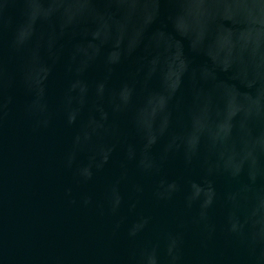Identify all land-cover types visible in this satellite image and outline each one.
<instances>
[{"label": "water", "instance_id": "95a60500", "mask_svg": "<svg viewBox=\"0 0 264 264\" xmlns=\"http://www.w3.org/2000/svg\"><path fill=\"white\" fill-rule=\"evenodd\" d=\"M0 38L6 104L0 111V264H135L146 244H159L163 255L169 231L184 234L182 264H247L248 249L225 232L222 199L212 210L211 230L205 229L193 223L195 206L187 209L182 198L157 203L153 181L128 166L123 201L113 213L107 188L121 171L119 147L91 180L76 168L86 171L119 137L94 135L69 166L73 137L94 96L77 126L66 123L62 98L82 95L81 80L93 92L103 83L108 125L130 142H140L134 120L149 141L154 126L170 122L173 132L200 144L215 172L247 168L256 175L264 153V0H0ZM13 39L23 45L19 54L9 51ZM25 77L32 95L21 83ZM125 85L135 89L131 103L114 114L113 106L128 101ZM75 115L69 110L67 118ZM96 116L102 119L103 111ZM159 179L191 186L193 200L207 196L199 167L185 170L177 160ZM133 183L143 193L132 191ZM215 184L221 197L236 193L244 222L264 228V184L258 193L219 174ZM141 216L148 225L129 238ZM145 264H153L151 254Z\"/></svg>", "mask_w": 264, "mask_h": 264}, {"label": "clouds", "instance_id": "9594fccd", "mask_svg": "<svg viewBox=\"0 0 264 264\" xmlns=\"http://www.w3.org/2000/svg\"><path fill=\"white\" fill-rule=\"evenodd\" d=\"M9 51L13 54H19L23 45L15 39L9 44ZM3 56V42L0 38V58ZM71 71V68H69ZM86 71V70H85ZM21 83L26 92L30 95L31 88L27 78H22ZM83 84L82 95L74 98L71 102L67 99V95L62 98V107L65 115L66 123L69 126H77L78 117H81L83 109L89 105V98L92 99V109L86 122L82 123L73 137V152L69 156L68 164L72 165L75 159V153L86 150L94 135L107 134L113 137H119L117 143L110 145L103 152L97 153L92 157V163L87 166L84 171L81 166H77L76 173L84 180H91L94 174L102 173L105 168L113 160L117 148L120 149L121 171L116 176L107 188V200L111 211L116 213L123 201L121 195V183L126 180L128 166H131L135 173L143 178L153 181L151 184V195L157 203H169L177 198H182L187 209H192L194 206L197 211L193 218V223L202 225L205 229H210L211 213L216 206L218 200L222 199L227 209L225 216V232L232 239L237 240L248 249L247 264H264V228H258L244 222L238 213V202L235 192H226L222 197L218 194L215 176L223 175L228 183L236 185L238 188H243L251 185L259 193L260 185L264 184V174L259 172V169L264 168V153H260L256 168V175L249 176L247 168L238 173L224 171L222 173L215 172L209 165V161L201 151L199 143H191L187 134H178L171 130L169 122L164 128L154 126L152 139L149 141L147 133L140 125L138 120L133 121L132 131L140 138L139 143L130 142L117 127L109 126V114L104 111L105 101V85L100 83L95 91L89 87L87 81L81 80ZM129 88L128 101L119 106H113L114 114L122 113L128 110L131 103L132 95L135 89ZM42 102L47 106V101L41 97ZM33 101L26 106L31 108ZM8 103L11 102V97H8ZM6 107L5 102L0 99V111ZM69 110L75 111L76 115L71 119L67 118ZM103 111V118L98 119L96 112ZM179 161L181 167L185 170L199 167L203 173V180L199 187L203 192L207 193L206 198L197 197L191 199L190 187L186 189L179 179H159L163 171L173 162ZM147 161V163H146ZM132 191L137 194L143 193L144 187L140 184L133 183ZM85 204L90 203V198L84 200ZM134 208L135 205H132ZM141 227L136 232H128L129 238H136L141 230L149 223L148 218L140 217ZM164 249L161 255L159 244H146L142 247L135 259V264H145V257L151 254L153 264H182L181 249L184 243V234L182 232L169 231L164 235Z\"/></svg>", "mask_w": 264, "mask_h": 264}]
</instances>
